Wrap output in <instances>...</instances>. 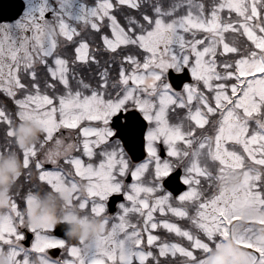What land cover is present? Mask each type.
Wrapping results in <instances>:
<instances>
[{"label":"snow or ice","instance_id":"1","mask_svg":"<svg viewBox=\"0 0 264 264\" xmlns=\"http://www.w3.org/2000/svg\"><path fill=\"white\" fill-rule=\"evenodd\" d=\"M23 4L0 20V151L16 150L17 120H35L43 134L20 150L21 178L33 187H70V206L102 216L107 227L94 243L29 228L26 249L20 210L32 190L17 192L0 213V246L14 264L35 257L40 264H204L230 235L264 264L252 222L238 223L244 209L264 215V0ZM170 68H187L191 82L172 89ZM129 106L148 122L147 155L135 164L108 126ZM177 167L184 190L161 192V179ZM121 192L124 201L109 214L105 201ZM161 228L180 239L154 234Z\"/></svg>","mask_w":264,"mask_h":264},{"label":"clouds","instance_id":"2","mask_svg":"<svg viewBox=\"0 0 264 264\" xmlns=\"http://www.w3.org/2000/svg\"><path fill=\"white\" fill-rule=\"evenodd\" d=\"M43 134L42 126L32 119L17 120L12 127L11 139L15 151H0V213L10 207L11 200L19 191L18 181L25 175L20 150L28 148L39 141ZM83 190V186H81ZM72 189H45L38 187L31 192L30 198L21 208L22 225L33 231H51L57 224H64V236L67 242L83 239L94 243L106 231L107 225L102 216L84 213L69 204ZM238 223L251 221L255 229L254 238L264 243V224L259 221L264 215L255 209H244ZM0 264H14L5 246H0ZM31 264H40L35 257ZM204 264H257L250 249L237 242L234 235L222 239L219 246H213L206 253Z\"/></svg>","mask_w":264,"mask_h":264},{"label":"water","instance_id":"3","mask_svg":"<svg viewBox=\"0 0 264 264\" xmlns=\"http://www.w3.org/2000/svg\"><path fill=\"white\" fill-rule=\"evenodd\" d=\"M20 3L19 11L22 9V2L20 0H0V15L5 13L9 7L12 5L14 7L18 5H14ZM186 75V74H185ZM172 80V84L176 87H179L180 84L177 82V77L174 75H170ZM187 79V77H186ZM127 121L120 127V120L117 118H113L112 126L118 129V136L121 140H123L126 144V147L133 153L134 157L138 158L142 153L143 148V132H144V121L135 111L128 112L126 115H123ZM136 122V123H135ZM139 123V124H138ZM136 126V128H134ZM134 128V129H133ZM121 131V132H120ZM169 182V180H168ZM170 183V182H169ZM169 185V184H167ZM169 187V186H168ZM64 224H57L55 226L54 232L58 235L64 236ZM63 232V233H62ZM74 242V241H73ZM51 253L56 254V251H50Z\"/></svg>","mask_w":264,"mask_h":264},{"label":"rangeland","instance_id":"4","mask_svg":"<svg viewBox=\"0 0 264 264\" xmlns=\"http://www.w3.org/2000/svg\"><path fill=\"white\" fill-rule=\"evenodd\" d=\"M141 59H142V57H141ZM111 94L114 95V94H116V92H113V93H111ZM93 123H96V122H93ZM158 142H160V141H157V143H158ZM161 230L166 232L167 237L170 235V234L167 233L166 230H163L162 228H161ZM42 234H45V233L42 232ZM45 235H46V234H45ZM153 250L156 251V249H153ZM65 255H66V253H65Z\"/></svg>","mask_w":264,"mask_h":264},{"label":"trees","instance_id":"5","mask_svg":"<svg viewBox=\"0 0 264 264\" xmlns=\"http://www.w3.org/2000/svg\"><path fill=\"white\" fill-rule=\"evenodd\" d=\"M0 95H2V92H0Z\"/></svg>","mask_w":264,"mask_h":264}]
</instances>
